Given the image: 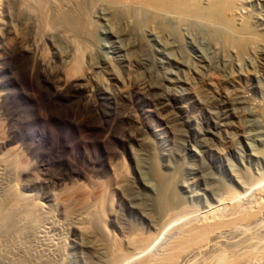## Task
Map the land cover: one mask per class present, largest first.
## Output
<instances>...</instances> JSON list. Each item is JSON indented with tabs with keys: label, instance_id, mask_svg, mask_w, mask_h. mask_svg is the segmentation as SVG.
Wrapping results in <instances>:
<instances>
[{
	"label": "rangeland",
	"instance_id": "obj_1",
	"mask_svg": "<svg viewBox=\"0 0 264 264\" xmlns=\"http://www.w3.org/2000/svg\"><path fill=\"white\" fill-rule=\"evenodd\" d=\"M95 1L76 66L56 7L42 11L47 31L41 12L0 0V169L13 163L6 185L55 219L37 251L53 264L158 262L184 223H214L172 264H264V0H216L220 17L214 0L133 2L129 15ZM101 199L114 253L66 216ZM228 207L241 218L222 222Z\"/></svg>",
	"mask_w": 264,
	"mask_h": 264
},
{
	"label": "bare ground",
	"instance_id": "obj_2",
	"mask_svg": "<svg viewBox=\"0 0 264 264\" xmlns=\"http://www.w3.org/2000/svg\"><path fill=\"white\" fill-rule=\"evenodd\" d=\"M104 1L105 3L107 2L108 4H111L113 6L117 4L118 7H121L122 5H128L125 7V11H126L125 14L127 15L130 14L129 8H131L135 4L143 5V7L146 6L147 8H151L154 12H157L158 10L163 11V12L164 11L165 12L167 11L177 12V11H183L190 6L194 7L192 5H195L197 3V1L195 0H104ZM97 2L99 1H95V0H16L15 5L17 6V8H19V10H22V11L31 12V9L32 10L35 9L39 13L41 12L40 18H42L43 20L42 22L44 24L41 23V20H39L40 26L41 24H43V30L45 27L47 31L49 29H53V30H57V29L56 27H52V25L50 24V20H46L47 19L46 15L42 16L43 14L42 11H45V7L50 4H52V7L54 8L56 7V10H57V13L60 19V22L57 24V26L62 27L60 29L61 36L64 39H66L68 42H71V44L73 43V46L75 48V52L73 54V63L74 65L77 66L82 61L81 57L84 51L83 46H81L82 43H81L80 38L82 36L86 38H88L87 36H90V37L92 36L91 35V31H92L91 23L92 22H90L91 20H90L89 8L96 6ZM128 2L130 3L132 2L133 5H131ZM224 5L226 4H223L222 2L217 5L216 0H214L213 4L210 5V7H212L210 10V14L217 15L219 17L223 16L224 14L219 15V13L217 12L218 10L216 8L221 9L220 11H225L227 9L226 8L227 6L223 7ZM213 6L216 8H214ZM189 12L193 16H199L197 13H194L193 11H188V13H185L184 17L189 16ZM146 13L149 16V12L146 11ZM148 16L147 18H149ZM150 18H153V17H150ZM224 19H226V21H223L222 27L226 28V30L229 31V33L231 32V34L237 35L239 36V38L240 37L243 39L247 38V36L243 37V35L245 36V34L248 33L246 26H243L242 30L239 31L240 29L238 27L237 28L235 26L233 27L231 21H227V19H229L228 15L224 16ZM222 27L220 29V32L224 33L223 34V37H224L227 31L225 32V29H222ZM69 32H72L73 34H75L77 38L70 39L69 34H68ZM228 42H230V40ZM239 42L241 43L242 39L239 40ZM153 156H152V159H153ZM157 165L158 164H156V166ZM16 171H17V168L13 163L5 164L0 169V190H1L0 191V194H1V197H0V259H5L8 264H53V262L55 261L52 262V260L50 259L52 255L49 257V255L53 253L50 252L49 254L47 252L48 254H45L46 252L44 251L45 252L44 253L42 251L44 255H40L39 251L41 252V250L37 251L38 249L37 247L41 246L39 244L43 240V236L47 235V230L45 229V226L48 224V222L52 221L54 218L52 217V214L50 211L45 210V209L43 210L42 208L37 207L35 205V202L31 199L23 200L22 195L18 194L19 191L16 192L13 186L11 185L7 186L8 185L7 183L11 182L13 178L10 177V179H8L9 177H7V175L6 176L4 175L10 174L12 177H14V175H16ZM155 179L158 182V186L161 189V191L162 189L168 187L166 186L167 181L165 180V178H162L159 172L157 171L155 174ZM158 199L159 198H157V200ZM103 203L104 201L101 199L99 201H94L91 204H88L87 205L88 207L84 209L85 211H82V213L79 215L80 217L77 216V219L74 216H68L69 214H67L66 216L68 217V219H70V221L73 222L75 219L79 224H83L86 227L87 225L89 226L93 225V227L91 228H93L94 230H95V227H97L98 229L96 230H99V233L101 234L102 238L106 241L107 249L112 250L114 253V250L117 249L115 248L117 247L116 246L117 243L115 245V243L112 242L113 240L111 239L112 240L111 241L109 239L108 235L106 234L107 232H105V228H103L104 227L103 226V222H104ZM229 210H230L228 214L229 216L225 214L227 217H224L221 220L222 222L227 223L228 222L227 219L230 221V220H239V218H241V216L236 215L237 212L235 211L237 209H235L234 207H231V209ZM243 214L245 215L248 213L242 212L241 213L242 217H244ZM52 224H55L54 226H57L56 223H54V221H52ZM213 224L214 223H210V224L208 223H203V224L184 223L180 228V237L174 240V242L170 245V247L165 252V255L162 260L157 262V260L151 261L147 259L145 261L140 262L139 264H160V263L172 264L175 260L174 258L176 257V255H178V252L180 250H182L183 248H187L189 245L191 246L195 241H198L202 235H204L207 231L213 228L214 226ZM42 243L44 244V242ZM140 244H141L140 239L135 241V245L139 246ZM119 253L120 251L118 252V254H115V255L111 254V255L113 257L117 256L115 258H118ZM40 256H43V258ZM113 257L112 259H114ZM262 261L264 262V257Z\"/></svg>",
	"mask_w": 264,
	"mask_h": 264
}]
</instances>
